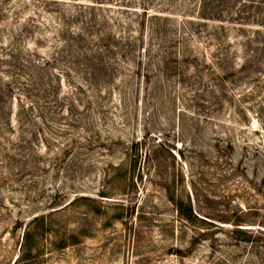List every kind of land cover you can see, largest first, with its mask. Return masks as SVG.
I'll return each mask as SVG.
<instances>
[{
  "label": "rangeland",
  "instance_id": "obj_1",
  "mask_svg": "<svg viewBox=\"0 0 264 264\" xmlns=\"http://www.w3.org/2000/svg\"><path fill=\"white\" fill-rule=\"evenodd\" d=\"M28 231L30 264H264V0H0V264Z\"/></svg>",
  "mask_w": 264,
  "mask_h": 264
},
{
  "label": "trees",
  "instance_id": "obj_2",
  "mask_svg": "<svg viewBox=\"0 0 264 264\" xmlns=\"http://www.w3.org/2000/svg\"><path fill=\"white\" fill-rule=\"evenodd\" d=\"M182 215H185L186 219H189V216L186 215L185 213L182 214ZM31 238H32V235L30 234V231L25 232V234H24V243H23V245L21 247V250H22L21 258L22 259L24 258V259L21 260L19 264H30V260H28V258L31 259V251L32 250L30 248H28L27 245H29V243L31 241Z\"/></svg>",
  "mask_w": 264,
  "mask_h": 264
}]
</instances>
